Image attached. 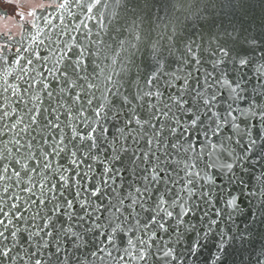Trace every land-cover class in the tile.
I'll use <instances>...</instances> for the list:
<instances>
[{
	"label": "snow or ice",
	"instance_id": "1",
	"mask_svg": "<svg viewBox=\"0 0 264 264\" xmlns=\"http://www.w3.org/2000/svg\"><path fill=\"white\" fill-rule=\"evenodd\" d=\"M100 3L93 0L88 13ZM254 6L252 0H115L116 10L107 26L111 41L107 48L114 55L106 58L112 66L119 63V69L107 75L101 91L90 82L84 51L77 52L75 44L65 45L55 71L47 69L54 82L63 85L60 94L72 90L63 103L49 90L52 83L44 72L32 67L48 57L30 47L16 48L12 63L25 62L20 79L29 77L24 81L28 88L8 85L5 91L10 88L13 96L18 91L23 95L42 85L55 106L34 103L27 110L29 122L20 117L11 127L19 135L39 125L42 132L47 128L59 136L42 137L36 150L35 136L27 145L16 140L17 153L26 151L14 161L19 170L14 168L8 175L11 164L3 166L0 181L15 178L16 185L29 194L25 203L37 210L26 217L29 208L20 204L12 203L13 211L0 207V264H45L37 258L44 250L50 252L47 264H91L89 257L95 259L118 243L126 244L124 253L135 264H184L212 243L216 249L213 264H226L237 243L264 240V0L259 25L250 15ZM43 23L51 25L47 18ZM41 31L37 28V35ZM5 48L10 45H0V58L8 63ZM257 52L261 53L259 63L254 57ZM174 64L179 69H173ZM185 70L184 87L169 96L164 105L167 110L151 103L163 95L161 80L165 88L175 87L170 80H180L178 72ZM97 91H101L99 97ZM34 99L38 101L39 96ZM145 100L149 101L146 116L140 110ZM241 103L248 106L241 107ZM158 115L166 118L163 124ZM133 125L145 136L152 127L147 151L129 152L128 139L137 148L140 143L133 137L137 130ZM113 128L119 135L113 136ZM165 131L177 142L162 141ZM153 140L156 151L151 148ZM161 144L165 145L162 152ZM181 148L183 160L174 161L168 149ZM101 156L103 175L113 182L121 178L134 189L119 205L109 202L105 206L101 200L100 185L109 186L108 180L91 183L96 177L90 176L88 161L99 162ZM53 158L67 159L68 167H53ZM28 161L36 163L32 166ZM138 161L145 167L139 168ZM128 164L133 166L131 176L124 177ZM70 170L72 175H66ZM8 191L6 186L4 192ZM125 200L130 202L125 205ZM106 212L112 215L105 216ZM37 218L38 224L30 223ZM259 257H264V245ZM259 257L256 264H264Z\"/></svg>",
	"mask_w": 264,
	"mask_h": 264
},
{
	"label": "water",
	"instance_id": "2",
	"mask_svg": "<svg viewBox=\"0 0 264 264\" xmlns=\"http://www.w3.org/2000/svg\"><path fill=\"white\" fill-rule=\"evenodd\" d=\"M92 3L93 0H61V4H65V7L60 8L58 6L57 8L50 10V12L41 14L38 22L35 24L37 27L29 31L18 44V47L21 49L24 47H30L35 51L41 52L42 56L48 57L46 61L38 62L32 67L44 72L48 81L52 83V87L49 90L54 91L57 98L61 100V103H63L64 99L72 93V90L60 94L59 90L63 85L59 82H54V76L49 74L47 69L51 68L53 69V72L55 71V62L60 59L61 53L67 50L66 47H64L65 45L75 44L77 52L84 51V59L88 65L90 82L98 84L101 91L105 88V79L107 75L113 72L114 68L118 70L120 67L119 63L112 66L111 59L106 58L114 55V52H109L107 48V45L111 43L107 34V26L112 12L116 10L115 0H101V3L94 8L93 12L88 13L87 8ZM43 18L49 19L51 25L46 26L43 23ZM37 28L43 29L39 35H37ZM33 37H35V40H33ZM41 40L44 41L43 44L39 43ZM98 41H100V43H97ZM23 55L26 57L30 56L28 53H24ZM7 57L9 58L8 63H5L3 60L0 61V174L3 173L4 164L10 163L11 166L9 167L8 175H11L14 168L19 170L20 167L19 165H15L14 161L16 159H22L26 155L25 149H21V151L17 153L16 149L18 145L16 144V140L19 139L22 144L27 145L31 141L32 136H35L36 143L34 144V150H36L41 146L40 141L42 137H47L51 134L59 136V133L47 128L42 132L40 126L37 125L35 126V131L29 130V132H21L17 135L16 129L11 127V125L20 117H24L25 123L29 122L27 110L31 108L34 103H42V106L46 108L55 105L54 102L47 97L42 85H37L36 88L29 89V91L23 95L18 91L16 96H13L12 89L10 88L8 91H5L8 85H17L21 89L28 88V84L24 81L29 79L27 76L24 77L23 80L20 79L22 75L20 68L24 67L25 62L22 61L21 64L17 66L12 63V60L15 59V53L10 54ZM97 64L99 67H96ZM93 68H95L94 73L92 71ZM31 75L35 76L37 80L40 79V76H36L35 73H32ZM113 79H116V77L113 76ZM76 91H79V89H76ZM101 91L96 92L97 97L101 95ZM36 96H39L38 101L34 99ZM13 109H15V111H13ZM4 111L9 113L7 117H4ZM53 119L55 118L53 117ZM61 119L66 122L65 117L62 116ZM23 126L24 125L21 124L19 127ZM132 127L136 128L137 126L133 125ZM135 132H133V137L135 136ZM112 134L113 136L119 135L114 128L112 129ZM124 135L126 136L127 132H125ZM121 143H123V139H121ZM127 143L129 145V152L131 153L133 139H128ZM49 151H51L50 148ZM109 154H111L110 149ZM28 163L29 165L34 166L36 161H28ZM51 163L53 164V167L57 166V164L68 167L67 159L53 158ZM125 163L127 164V157L125 158ZM88 164L92 166L90 176L96 177V179L91 181L93 185L98 184L100 180H108L109 186L100 185L103 189L101 200H103L104 205L108 206L109 202L119 205V201L123 197L125 181L121 178H117L116 181L113 182L108 179L107 176L103 175V156H101L99 162L89 160ZM82 169L87 170V167L82 165ZM126 174L127 172L124 173V177H126ZM66 175L71 176L72 171L70 170ZM122 184L123 190H121ZM6 186L9 188L7 193L4 192ZM28 195V193L21 190L20 186L16 185L15 178L11 181H0V207H3L5 210L13 211L10 206L12 203H17L20 204L22 208H29V211H27L25 215L26 217H32L37 209L35 206H29L25 203ZM37 195H39L38 190ZM82 195L87 198L86 193ZM15 196H19L21 199H9V197ZM95 202V198H93V203ZM49 207H51V205H49ZM41 215H43V212H41ZM104 215L111 216L112 214L106 212ZM39 222V218L34 222L30 221V223L37 224ZM101 222L103 223V221ZM21 226H23V222H21ZM26 235L27 233H25V237ZM24 247L27 248L28 245L25 244ZM32 251H36L35 247L32 248ZM109 252L111 253L110 256L108 255ZM113 253L114 248L108 247L106 251L100 253L95 259L89 257V260L91 261V264H112ZM15 254L16 253L13 252V255ZM49 255L50 252L44 250L37 258H42L45 261V264H47Z\"/></svg>",
	"mask_w": 264,
	"mask_h": 264
},
{
	"label": "flooded vegetation",
	"instance_id": "3",
	"mask_svg": "<svg viewBox=\"0 0 264 264\" xmlns=\"http://www.w3.org/2000/svg\"><path fill=\"white\" fill-rule=\"evenodd\" d=\"M60 4L61 0H0V45H10L3 50L4 55L15 53L20 41L35 28L32 25L39 16Z\"/></svg>",
	"mask_w": 264,
	"mask_h": 264
}]
</instances>
